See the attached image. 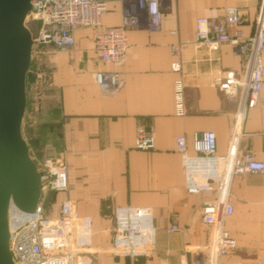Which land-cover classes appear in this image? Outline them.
<instances>
[{
  "label": "crops",
  "instance_id": "crops-1",
  "mask_svg": "<svg viewBox=\"0 0 264 264\" xmlns=\"http://www.w3.org/2000/svg\"><path fill=\"white\" fill-rule=\"evenodd\" d=\"M261 0H173L163 13L160 29L140 27L128 32V50L120 66L97 61L95 30L78 29L73 47L61 52L42 46V73L48 77L47 105L40 115L49 139L44 144L68 166L69 189L49 193L50 217H57L64 198L78 217L89 223L90 246L79 251L77 264H199L207 252L210 228L201 221V209L215 193L190 194L185 172L176 154V138L213 132L217 150L211 158L197 156L188 146L192 176L219 179L227 166L230 139L240 95L247 83V65L234 48L215 49L194 43L199 17L221 18L227 8L240 9L239 29L250 36L255 29ZM122 5L110 2L102 26L120 23ZM175 32V34H172ZM179 47L172 56L171 47ZM179 62V70L172 68ZM264 68V58L262 59ZM117 71L123 87L102 96L94 76ZM181 82L184 115L174 107V86ZM264 76L259 103L245 113L235 144V154L251 151L264 164ZM138 128L154 129L152 151L134 149ZM233 214L224 228L236 247L217 264H264V170L234 178L228 189ZM50 201V202H51ZM149 208L154 244L148 256L122 258L111 244L115 210ZM176 219L179 230L167 233Z\"/></svg>",
  "mask_w": 264,
  "mask_h": 264
},
{
  "label": "built area",
  "instance_id": "built-area-1",
  "mask_svg": "<svg viewBox=\"0 0 264 264\" xmlns=\"http://www.w3.org/2000/svg\"><path fill=\"white\" fill-rule=\"evenodd\" d=\"M173 0H31L27 16L37 24L36 42L40 46L51 45L65 52L73 47V33L78 29L95 30L93 45L97 61L102 65L120 66L126 59L128 32L140 27L150 32L160 29L163 13ZM110 2L122 5L120 23L102 26V17ZM240 9L227 8L221 18L199 17L195 21L194 43L215 49L222 44L231 45L234 51L245 58L247 83L240 95L235 123L230 139L231 149L227 166L219 179L196 180L192 176L188 146L203 158L216 154V136L213 132H195L190 137L176 138V154L180 157L185 172V188L190 194L215 193V198L201 209V221L210 228L207 252L199 258V264H217L218 260L236 247L235 239L224 228L225 219L233 214L228 200V189L234 178L248 173H259L264 164L254 159L251 151L241 156L235 154L239 129L248 109L259 103L264 68V0L260 1L255 29L244 36L239 29ZM175 34V32H172ZM171 54L179 55V47L173 45ZM179 70V62L172 65ZM102 96H111L124 84L122 74L117 71H99L94 76ZM264 106V102H260ZM174 107L178 116L184 115L181 82L174 86ZM155 148L154 129L138 128L134 149L152 151ZM40 174V198L33 212H21L9 208L7 223L9 251L15 264H77L79 251L90 246L89 223L77 216L72 202L64 198L57 217H50L44 202L49 193H65L69 189L68 166L63 158H48L36 165ZM176 219L167 228V233L179 230ZM152 211L149 208H119L115 210L112 250L122 258L137 259L149 255L154 244L155 231L152 226Z\"/></svg>",
  "mask_w": 264,
  "mask_h": 264
},
{
  "label": "water",
  "instance_id": "water-1",
  "mask_svg": "<svg viewBox=\"0 0 264 264\" xmlns=\"http://www.w3.org/2000/svg\"><path fill=\"white\" fill-rule=\"evenodd\" d=\"M31 0H0V264H15L9 251V208L33 212L41 180L21 134L25 79L32 38L25 26Z\"/></svg>",
  "mask_w": 264,
  "mask_h": 264
},
{
  "label": "rangeland",
  "instance_id": "rangeland-1",
  "mask_svg": "<svg viewBox=\"0 0 264 264\" xmlns=\"http://www.w3.org/2000/svg\"><path fill=\"white\" fill-rule=\"evenodd\" d=\"M25 26L28 28L32 38L31 60L25 79V95L26 107L23 120L21 122V134L29 148V155L36 165H39L45 159H57L51 154V151L44 147L49 139L48 128L46 124H41V120L37 116L44 110L47 105L45 92L48 87V77L42 73L41 67L45 58L42 51L46 50L36 42L38 36L37 24L26 18ZM37 114V115H36ZM47 195L44 202L45 206L52 204ZM51 201V202H50Z\"/></svg>",
  "mask_w": 264,
  "mask_h": 264
},
{
  "label": "trees",
  "instance_id": "trees-1",
  "mask_svg": "<svg viewBox=\"0 0 264 264\" xmlns=\"http://www.w3.org/2000/svg\"><path fill=\"white\" fill-rule=\"evenodd\" d=\"M25 107H26V105H25ZM24 113H25V110H24ZM23 117H24V115H23ZM22 120H23V118H22Z\"/></svg>",
  "mask_w": 264,
  "mask_h": 264
}]
</instances>
